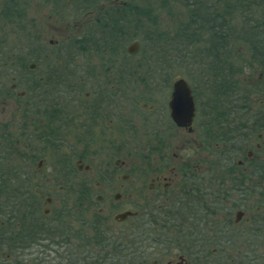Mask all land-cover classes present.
Returning a JSON list of instances; mask_svg holds the SVG:
<instances>
[{
    "label": "flooded vegetation",
    "instance_id": "1",
    "mask_svg": "<svg viewBox=\"0 0 264 264\" xmlns=\"http://www.w3.org/2000/svg\"><path fill=\"white\" fill-rule=\"evenodd\" d=\"M73 2L41 0L46 8L37 13L34 33L27 21L20 47L0 43V130H14L0 136V160L20 158L24 187L22 219L11 217L12 226L51 223L54 200L40 187L30 191L44 163L33 162L47 152L53 177L44 183L71 186L77 212L112 200V220H132L135 264H264V208L249 215L241 203L251 195L249 184L260 183L251 179L254 168L264 166L263 145L252 148L251 138L237 133L251 126L239 120L249 115L233 104L217 112L202 106L199 84L189 78L161 80L163 65L142 64L139 51L128 54L134 41L140 49L135 38L97 47L93 38L108 34L85 30L100 11L87 10L77 22ZM107 3L99 7L124 4ZM177 79L189 85L195 107L182 125L169 106ZM126 145L132 150L122 156ZM126 211L133 215L114 219ZM103 213L83 220L85 233L97 231ZM161 250L165 259H151Z\"/></svg>",
    "mask_w": 264,
    "mask_h": 264
},
{
    "label": "trees",
    "instance_id": "2",
    "mask_svg": "<svg viewBox=\"0 0 264 264\" xmlns=\"http://www.w3.org/2000/svg\"><path fill=\"white\" fill-rule=\"evenodd\" d=\"M77 1L83 3L82 0ZM100 1L103 0L87 1L83 3L86 7L79 8L77 12L80 13L83 10L98 8L100 13L96 15L95 20L87 24L85 32L108 34L107 37H102L98 40L93 38L95 42L99 43L97 47L105 48L113 47L112 43L116 42H121L123 46L128 41L136 38V31L140 27L143 19L141 18V14L143 15L147 11V8L151 10L153 7L150 4L152 0H116L118 2H124V4L117 6L111 5L101 9L97 6V3ZM153 1L159 4L168 2V0ZM179 1L188 8L189 19L183 27L186 29L181 30V34L186 39L187 36L192 37L185 43L187 54L184 52H180L179 55H163L162 53H158L156 56L158 63L166 64L167 58H171L175 63L173 66L181 65V63L185 64L189 61L186 57L194 59L197 55L200 58V65L205 66L203 74L204 83L207 84L205 88L212 90L216 94L217 99L225 100L227 108L232 104L235 107L240 106L238 110L239 114L249 115L246 119L239 120L247 121L248 123L251 122V126L244 125L243 129L237 133H243L249 138L258 131L264 133V87L263 89L258 88V84L262 80L258 81L257 78H248L245 92H241L237 88V82L235 80V75L240 70H238V67H236L233 61L234 53L238 49L237 45H240L241 49L245 50L250 56V59L248 58V62L243 64V67L250 68V71H260V74L264 73V0ZM88 2L89 4H87ZM148 31L155 34V29L153 28H149ZM110 34H123L124 36L114 39ZM162 39V37L154 38L149 33V35L145 36L140 48L143 51L151 45L152 49L156 48L158 51L164 52L169 47H176L175 43L177 42H174L175 38H165V43H162ZM100 42L106 45L101 46ZM196 45L198 49L193 48ZM191 50L197 53L194 54ZM173 52H176V50H173ZM181 60L184 61L182 62ZM192 79L190 78V81L196 83ZM249 89L251 90L249 91ZM241 98L244 101H240L241 104L238 105ZM256 171L259 173L261 169L255 167L254 172ZM4 183L5 179H0V187H4ZM261 184L259 183L260 186H262ZM20 189L21 187L17 188L15 191L17 193H14L15 195H7L12 200L9 205L5 206L1 204L0 200V215L14 213L20 216V220L22 219L20 205L22 204L21 197L24 192ZM30 210L33 212L34 208H30ZM13 216L10 214V217ZM52 216L53 219L49 225L45 223H39L37 225L30 224L26 228L25 223H20V233H22L23 237H27V239H31L33 235H42V237L56 241L59 245H68L70 239L84 241V243L86 242V247L81 254L85 256L86 260L90 259L92 261L91 264H135L137 247H135L133 235L130 238L133 244L128 245L132 243L129 242L127 244L128 246H125L118 243L117 240H114V236L108 237V235L98 231H95L93 235L87 237L83 229L84 222L81 220L82 217L78 216L76 218L78 228L71 229L66 228L62 224L61 216H58L57 213ZM58 219L59 221H57ZM98 222L101 224L100 220ZM15 227L17 228V226ZM88 250H93V252H88ZM69 251L68 249L67 252ZM68 256L70 254L66 255V257ZM73 264L82 263L73 261Z\"/></svg>",
    "mask_w": 264,
    "mask_h": 264
},
{
    "label": "rangeland",
    "instance_id": "3",
    "mask_svg": "<svg viewBox=\"0 0 264 264\" xmlns=\"http://www.w3.org/2000/svg\"><path fill=\"white\" fill-rule=\"evenodd\" d=\"M62 1L65 2L66 0ZM82 1L83 3H85L91 0ZM40 2L41 0H0V43L7 44L8 48L10 45L13 44H16L20 47L23 44V38L25 39L23 33H25L24 27L27 21L31 22V32L34 33L36 27L40 25L39 21H37V13L39 10H41L42 7L46 8V6L41 4ZM107 2H109V0L100 1L97 3V6L103 4L106 5L108 4ZM150 2L149 3L153 7L151 10L147 8V11L143 15L141 14V18L143 19L141 21L140 27L136 31L137 36L135 39L139 41L141 47L142 41L145 39V36L149 35L150 33V35L154 38L162 37V43H165V38H175L174 42H177L175 43L176 47H169V49H167L166 51L160 52L155 47V49H152L151 45H149V47L143 50L144 52L140 48L138 50L139 52L136 54V57L139 58V61H141L142 64L163 65L164 72H162V74L166 75V77L164 78L163 76L161 80L168 78V80L171 81L174 80L176 77H182L188 81V78L189 80L190 78H193L197 86L199 84L198 92L200 93V102L202 103V106L204 104L207 106L209 105V107L211 109H214L215 112L224 110L226 106L225 100L215 99L216 94L209 88H205V86L207 85L204 83L203 79L205 66L200 65V58L197 55L194 57V59L186 57V59L189 61L185 64L181 63V65L173 66V64L175 63L172 61L171 58H167L166 64H160L157 61L156 56L158 55V53H162L163 55H179L180 52H184L187 54V51L185 50V43L189 38L192 37L187 36L186 39L181 34V30L186 29L183 27L187 24L189 19L188 8L184 6L179 0H168L167 3L161 4L153 0ZM83 3L80 1L76 2V0H74L73 2V5H75L74 8L76 9L77 22L83 21V12L87 11L83 10L80 11V13L77 12L79 8H82L84 6L86 7V5ZM61 4L62 7H65L62 2ZM87 4H89V2ZM29 19H31L32 21H30ZM149 28L155 29V34L149 32ZM128 43H131V40L128 41ZM193 48L198 49V46L196 45ZM237 48L238 49H236L234 53L235 55L233 56V61L235 62L236 67H238V70L240 71L235 75V80L237 82V88L241 92H245V86H247V79L258 78L260 71H250V68L243 67V64H246L248 62V58L250 59V56L248 53L245 52V50L241 49L240 45H237ZM172 49L176 50V52H173ZM191 52L194 54L197 53L194 50H191ZM153 55L154 57H152ZM181 61L183 62L184 60ZM125 64H132V59L125 61ZM263 79L262 82L258 84V88L260 89H263L264 87ZM198 80H200V82H198ZM250 90L251 89H249V91ZM145 97L150 98V96ZM240 101L242 102L244 101V99L241 98V100H239L238 105L241 104ZM156 104L159 103L156 102ZM237 107L239 108L240 106ZM1 128H6L5 124ZM11 128L12 126L8 125L6 130H0V136L2 133H10L11 135H13L14 130L13 128ZM9 129H11L12 131ZM257 134H261V141H258L256 139ZM251 141L252 148L257 143H261L264 148V133L258 131L251 137ZM124 150L125 152L122 154V156L129 155V150H132V148L126 145ZM19 159L20 158L13 159L12 163L9 165L5 163L6 160H0V162L2 163L0 165V177L2 178L0 179H5L4 187H0V200L1 204L5 206L9 205L12 202V200L9 199L7 195L17 193L15 191L19 187H21L20 190L24 191V187L20 179L22 169L21 161ZM39 160H43L44 162L41 174L38 176L39 182L34 184L32 183L30 191H32L35 187H40L54 200V204L50 207L52 211L51 213L52 215H54L55 213L60 214L59 216H61L62 224L66 228H78V222L76 220L78 216L82 217L81 220L91 222L93 220L92 214H95L98 209H103L104 213L102 215V221L101 224H98L99 228L97 227V231L101 232L107 230L106 235H108V237H116H113L114 240H117L118 243H121L125 246L129 242L132 243L128 245L133 244V241L130 240L132 236L131 229L133 228L132 220H128L126 223H115L112 220V214L109 213V206L111 207L112 200H108L105 203H96L94 208L92 209H86L84 212H77L76 205L78 203V200L75 199L74 191L71 186H65L57 182H50L48 184L44 183L46 178L52 179L53 177L52 166L54 163V156L46 152L44 158H36V160L33 162L34 166H37ZM260 169L261 171L258 174H252L253 177L251 179L262 183V186H260L259 183L249 184L250 192L248 194L251 195L245 199L243 198L241 201V203H246L249 205V207H247L250 210L248 212L249 215H253L255 212L254 210L256 208H264V167H260ZM262 180L263 182H261ZM59 186L65 187V189L58 191ZM239 190L240 189H237L236 192H239ZM41 204L42 202H40L39 207L40 214L43 210V206ZM119 208L122 209V207L120 206ZM10 214L16 215L14 213ZM10 214L0 215V224H2L0 225V264H73V261H78L82 264H91L92 261L90 259L86 260L85 256L81 254L84 248L86 247V242L84 243V241H79V239H70V241H68V245H59L56 241L42 237V235H33L31 236V239L24 238L22 240L23 235L22 233H20L21 226L17 228L15 226H12ZM52 215L48 219V222L52 221ZM86 232L87 237H90L94 234L87 230ZM68 249L70 250L69 252H67ZM88 252H93V250H88ZM156 252H158V250ZM164 252L165 250H161L160 254L152 255L151 259H159V261L165 259L166 256ZM67 254H70V256L66 257ZM6 256H10V258L7 259L5 258Z\"/></svg>",
    "mask_w": 264,
    "mask_h": 264
},
{
    "label": "water",
    "instance_id": "4",
    "mask_svg": "<svg viewBox=\"0 0 264 264\" xmlns=\"http://www.w3.org/2000/svg\"><path fill=\"white\" fill-rule=\"evenodd\" d=\"M139 49L137 41L132 42L127 47L128 54H135ZM172 100L169 103L171 117L179 125L190 122L195 111L194 100L191 89L184 79H177L173 85ZM133 215L131 212L116 214L114 219L118 222L125 220L128 216Z\"/></svg>",
    "mask_w": 264,
    "mask_h": 264
}]
</instances>
